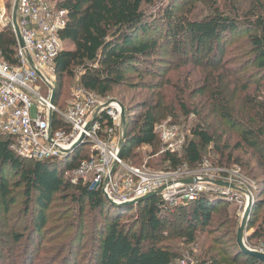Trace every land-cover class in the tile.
Returning a JSON list of instances; mask_svg holds the SVG:
<instances>
[{"label":"trees","instance_id":"16d2710c","mask_svg":"<svg viewBox=\"0 0 264 264\" xmlns=\"http://www.w3.org/2000/svg\"><path fill=\"white\" fill-rule=\"evenodd\" d=\"M53 1L57 10L67 12V24L60 33V40L62 44L71 46L70 50H61L54 61L55 105L68 98V89L75 83L99 97L113 94L114 89L126 86L128 74L138 72V65L145 58L155 55L159 48H168V55L183 60V64L192 63L208 69L203 78L204 87L198 90L204 94L197 114L198 123L192 127L191 139L185 142L179 155L169 152L159 154L161 141L154 127L162 115H172L173 108L189 115V108L183 102L171 100V103L177 104H168V94L160 89L158 98L146 100L131 111L141 114L132 123V130L125 134L122 159L132 167L144 164L147 168L163 171L198 168L202 163V150L206 147L213 145L221 154L223 152L213 138V131L216 133L217 129L211 127V123L207 124L215 116L219 123H224L238 135L232 151H241L244 147L250 150L256 170H248L249 167L245 170L253 178L260 179L259 185L264 186V4L259 14L242 22V29L238 26L239 21L224 15L219 8L210 9L205 16L176 20L169 9L163 15L165 26L160 29L153 20L154 15L146 11L154 0ZM243 33L247 36L240 43L236 38ZM230 45H239L236 51L249 59L248 65L254 69V75L239 77L233 83L235 91L241 93L245 106V113L240 112V118L224 98L227 74L232 72V75L235 73L238 76L246 67L227 68V61H223L222 57ZM16 48L11 28L1 31L0 51L8 64H15ZM252 78L258 79V82L251 84ZM125 110L128 114L129 108ZM10 144L9 137L0 135V197L4 208L13 203L9 197L10 187L23 191L27 207L33 204L36 211L33 233L39 235L45 227L44 212L52 204L54 196L72 193L61 197V200L70 199L72 205L79 208L80 216L84 209H88L99 218L97 230L94 231L90 264H172L177 256L170 246H166V242L182 239L187 244L199 246L200 235L204 236L205 245L210 243L203 252L201 264H263L239 250L236 235L228 238L227 242L213 237L214 231H217L215 229L224 225L216 216H221L227 208L226 202L219 197L203 195L174 209L161 202L158 196L135 206L115 207L105 199L101 190H91L89 183L71 182L68 174L87 158L86 149H77L66 161L43 162L21 158L10 149ZM156 155L159 157L153 161L152 157ZM235 161L237 163L238 159ZM228 163L233 165L231 153ZM219 165L225 164L220 162ZM9 177L15 178L12 184ZM254 211L253 232L247 238V243L250 246H255V243L264 246V200L257 202ZM172 217L177 222H171ZM126 218L133 221L123 222ZM77 223L71 226L76 228L75 232L82 233L83 225ZM176 223L185 228L178 227ZM225 225L231 228L227 222ZM43 239L40 236L39 241L43 242ZM228 243L231 254L219 260L213 254V246ZM62 247L64 250L60 251ZM68 248V245L60 244L55 245L54 250L47 251H54L47 264H76L81 249L77 252L75 249L68 250L69 255V252H65ZM29 259L30 256L24 261L32 264Z\"/></svg>","mask_w":264,"mask_h":264},{"label":"rangeland","instance_id":"374dc122","mask_svg":"<svg viewBox=\"0 0 264 264\" xmlns=\"http://www.w3.org/2000/svg\"><path fill=\"white\" fill-rule=\"evenodd\" d=\"M13 3L14 0L6 1V14L8 17L9 14H11ZM263 4L264 0H154L152 5L146 7V11L147 14L154 15L153 17L155 19H151L154 20L158 28L162 29L165 26L163 15L167 14V10L169 9L172 11V16L176 20L181 17L192 19L205 16L210 12V9L219 8L220 11H223L224 15L239 21L238 26L242 29V22L252 17V15L259 14ZM164 19L166 20V18ZM246 36L247 34H240L236 40H239L241 43ZM162 39H164V37H162ZM238 46L230 45L224 52L222 60L227 61L226 66L231 70L237 67L239 68L242 65L246 66L244 67L245 70L238 76L234 75L235 73L232 75L231 72V74H227L225 77L227 88L224 98L228 100L229 106L234 110L235 114H239L240 118V112L243 114L245 113V106L241 93L235 91L233 83L239 77H245L250 74L254 75V69L251 68L250 64L248 65L249 59L242 57L240 51H236ZM60 48L62 50H70L71 46L61 44ZM167 52H169V49L162 47L156 50L155 55L145 58L138 65V72L128 74L125 87L114 89L113 94L106 97L95 96L97 101L102 104H108L111 101L121 104L124 110V114H122V117L124 115L122 126L123 135L132 130V123L137 121V117L141 114L139 111L135 113H131V111L135 110L137 106L143 104L146 100L158 98L160 89L162 92L168 94L170 98V100L167 101L168 104H177L171 103V100L183 102L187 108H189V115L186 116L172 107L174 110L173 114H164L158 121V124L165 125L167 128L174 131L175 136L170 141L173 144L171 152L172 154L179 155L185 142L191 139L192 127L198 123L197 114L204 100V94H200L198 90L204 87L203 78L208 72V69L201 68L199 65L196 66L192 63H187L185 65L182 63L183 60L171 57ZM229 82L231 85H229ZM250 82L251 84L253 82H258V79L252 78ZM243 83H245V81H243ZM76 86L75 83L68 89V98L65 99V103L62 101V103L57 104L62 110L65 109L66 105L71 101V92ZM239 87H241V85ZM251 87L253 88L254 86ZM127 108H129L128 114L125 110ZM33 111L41 113L43 108H35ZM128 117L130 119L129 125ZM218 121L219 119L217 117L212 116L207 124L211 123V127L217 129L216 133L213 131V138L223 152L221 154L213 145L206 147L202 150V163L198 168L192 170L176 169L163 171L159 168H147L144 164L138 167H132L127 161L124 160V162L130 169H139L146 174L178 172L180 173V180H190L193 177L222 180L225 182L226 186H228L225 194L232 196V199H230L229 202L225 201L227 207L226 212H222L221 216L220 214L216 216V219L219 218V220H221L220 222L224 225L215 229L217 231H214L213 237L221 238L224 242H227L228 238L235 237V235L237 237V231L240 228L247 201L249 200V204L252 205V211L243 232V242L249 249H253V247L260 248L263 245L257 243H255V246L248 245L247 238L253 232L251 224L255 220L256 212L254 208L260 199L264 200V186L261 187L259 185L260 179L253 178L248 172L250 169L256 170V165L250 150L244 147L241 151H232L233 145L238 140V135L227 125L224 123L221 124ZM166 150H169L168 144H164L161 141V150L159 154ZM230 153L232 154L233 165L228 163V155ZM158 155L152 157V160H157L159 157ZM236 158L238 162L236 163L235 161L234 163L233 160ZM67 159H65V161ZM147 160L148 159H146V161ZM220 162L225 165H219ZM246 167H249V169L245 170ZM117 175H119V172ZM8 180L11 181L10 184H12L15 178L9 177ZM10 193L9 197L13 199V203L7 209L4 208L3 200L0 197V264H27V261L24 260L29 256V262H32V264H47L49 262L48 258H50L51 254L54 252L51 253L47 251L54 250L55 245L58 246L60 244L68 245L69 248L67 250L65 249L66 253L70 250L75 249L77 252V250L81 249L77 254L76 264L91 263L94 249V231L97 228L96 226H98L99 218H96L88 209H84L80 216L78 214L79 208L74 204L72 205L70 199H68V201L61 200V197L71 195L72 193L64 192L54 196L52 204L48 210L44 212V216L46 217L45 227L39 235L33 233V220L36 212L33 208V204H28L27 207L23 197V191L20 189L10 187ZM222 198L225 199L223 196L220 197V199ZM169 207L174 209L177 206ZM75 218L79 219L75 220ZM125 221L132 222L133 220L126 218L123 222ZM171 222L174 223L177 222V220L172 217ZM226 222L231 225V228L229 225H225ZM75 223L79 226L83 225V227H81L83 229L82 233H80V231L75 232L76 228H72V224ZM176 224L178 227L185 228L179 223ZM231 230H233V232H231ZM40 236L44 238L42 240L43 242L39 241ZM15 237H17V239ZM199 238V246L187 244L182 239L167 241L166 246H170L171 250H173L177 256L172 264H201L204 259L203 252L207 250L210 243L205 245L204 236L202 235H200ZM17 240H19L18 243ZM29 241L34 243H29ZM229 244L230 243L213 246V254H216L219 260L226 258L227 254H231V251L228 250L230 248ZM63 250V247L60 248V251ZM65 252L63 256H65Z\"/></svg>","mask_w":264,"mask_h":264},{"label":"built area","instance_id":"2783aa9c","mask_svg":"<svg viewBox=\"0 0 264 264\" xmlns=\"http://www.w3.org/2000/svg\"><path fill=\"white\" fill-rule=\"evenodd\" d=\"M6 1L0 0V32L10 27L17 48L15 64H8L0 51V135L11 139L13 152L21 158L51 162L86 149L87 158L68 174L71 182L89 183L91 190H101L114 204L134 202L152 193L171 207L203 195L223 196L226 202L232 199L225 194L228 186L222 180H180L178 172L146 174L127 167L121 157L125 142L121 104H102L94 94L76 86L65 109L55 105L54 61L62 50L60 33L67 24V12L57 10L53 0H14L8 17ZM14 13L22 46L13 24ZM35 108L43 111L36 113ZM154 131L168 144L169 150L164 152L172 153L174 131L160 124ZM248 205L249 200L246 208ZM250 249L264 253V246Z\"/></svg>","mask_w":264,"mask_h":264},{"label":"water","instance_id":"95a60500","mask_svg":"<svg viewBox=\"0 0 264 264\" xmlns=\"http://www.w3.org/2000/svg\"><path fill=\"white\" fill-rule=\"evenodd\" d=\"M15 10H16V8H15ZM13 24H14V27H15L16 36H17V39L19 41V44L22 46L21 36H20L18 27L16 25V21H15V13H14V16H13ZM53 97H54V94H53ZM122 118H123V121H124V115H123ZM79 144H80V142H78L75 146H78ZM123 149H124V145H122L121 151ZM154 196H156V193L149 194V195H147L145 197L140 198L137 201H134V202H126V203L120 204V205L119 204H114L112 202H109V203L112 204L113 206L119 207V208L129 207V206H135L137 204H140V203H142V202H144V201H146V200H148V199H150V198H152ZM251 211H252V205L249 204L248 207L246 208L245 212H244V216L242 218V222H241L240 228L237 231V245L239 247V250L243 254L252 256V257L256 258L257 260H259L260 262H262L264 264V253L257 252V251H253V250L247 248L244 245V242H243V236H244L243 235V232H244L245 226L247 225V222H248L249 216L251 214Z\"/></svg>","mask_w":264,"mask_h":264}]
</instances>
